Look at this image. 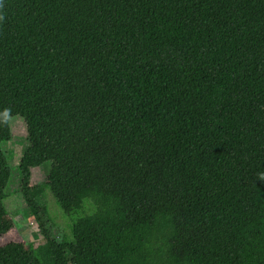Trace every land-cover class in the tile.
Masks as SVG:
<instances>
[{
    "label": "trees",
    "instance_id": "trees-1",
    "mask_svg": "<svg viewBox=\"0 0 264 264\" xmlns=\"http://www.w3.org/2000/svg\"><path fill=\"white\" fill-rule=\"evenodd\" d=\"M0 4V235L17 117L43 240L0 264H264V0Z\"/></svg>",
    "mask_w": 264,
    "mask_h": 264
},
{
    "label": "rangeland",
    "instance_id": "rangeland-1",
    "mask_svg": "<svg viewBox=\"0 0 264 264\" xmlns=\"http://www.w3.org/2000/svg\"><path fill=\"white\" fill-rule=\"evenodd\" d=\"M11 128V139L2 145V151L10 157L11 176L9 184L5 190L7 198L4 201V207L7 211V217L12 226L8 232L0 235V247L11 242L22 243L25 246L29 244H42L43 240L37 235V225L32 217L28 215L25 203L21 199L17 190V172L16 166L20 161L21 150L24 146L25 129L17 117L9 120ZM49 165L45 164L32 171L31 185L43 182L47 176ZM16 188V189H15ZM16 190V191H15ZM43 200L48 208L49 217L53 225V234L58 240L70 238V220L62 214L61 209L55 203L49 192H45Z\"/></svg>",
    "mask_w": 264,
    "mask_h": 264
},
{
    "label": "clouds",
    "instance_id": "clouds-1",
    "mask_svg": "<svg viewBox=\"0 0 264 264\" xmlns=\"http://www.w3.org/2000/svg\"><path fill=\"white\" fill-rule=\"evenodd\" d=\"M0 6H2V4H0ZM4 17L0 16V20H3ZM10 109H4V115L6 117V119L3 121L4 123H7V117H10ZM260 181L264 182V173H259L258 177H257Z\"/></svg>",
    "mask_w": 264,
    "mask_h": 264
}]
</instances>
